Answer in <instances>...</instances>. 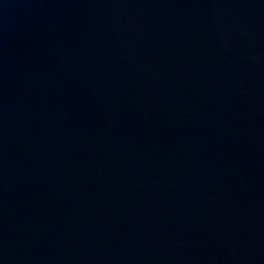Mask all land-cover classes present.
Wrapping results in <instances>:
<instances>
[{
	"label": "water",
	"instance_id": "1",
	"mask_svg": "<svg viewBox=\"0 0 264 264\" xmlns=\"http://www.w3.org/2000/svg\"><path fill=\"white\" fill-rule=\"evenodd\" d=\"M0 264H264V0H0Z\"/></svg>",
	"mask_w": 264,
	"mask_h": 264
}]
</instances>
